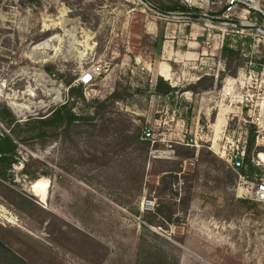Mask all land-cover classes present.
Segmentation results:
<instances>
[{
  "label": "rangeland",
  "instance_id": "374dc122",
  "mask_svg": "<svg viewBox=\"0 0 264 264\" xmlns=\"http://www.w3.org/2000/svg\"><path fill=\"white\" fill-rule=\"evenodd\" d=\"M252 34L138 0H0V113L20 125L0 172V264H264V104L250 74L264 39ZM226 44L239 56L225 60ZM93 66L102 75L72 100ZM202 77L215 87L194 86ZM160 78L177 91L155 95ZM69 100L78 122L34 134ZM242 148L254 175L228 163Z\"/></svg>",
  "mask_w": 264,
  "mask_h": 264
},
{
  "label": "trees",
  "instance_id": "16d2710c",
  "mask_svg": "<svg viewBox=\"0 0 264 264\" xmlns=\"http://www.w3.org/2000/svg\"><path fill=\"white\" fill-rule=\"evenodd\" d=\"M36 1L37 0H32ZM33 3V2H32ZM160 10L169 12V13H182V14H191L192 12L188 10L187 8L183 7L181 3L178 2L173 7H158ZM198 13V12H197ZM215 16V15H213ZM261 21V19H260ZM220 25L224 26H229L227 23H222ZM245 26V25H243ZM229 44H226L223 49H222V56L225 60H228L230 58H233L235 56H239V52L228 46ZM239 67V66H238ZM45 71L48 73H51L53 70L49 67H45ZM228 72L229 75L234 77L237 74V68L232 70L231 66L228 67ZM208 82V85L203 87L204 91H210L215 87L216 80L215 78H207V77H202L194 86H202L204 83ZM68 86L72 85V81L68 82ZM195 88V87H194ZM71 99L73 100L74 98H83V86L80 85L75 88H71ZM177 91V88L171 87L166 81H163L162 78L158 80V84L155 87L154 94L159 95V96H168L172 95L174 92ZM110 100H115V97L112 96ZM108 101V100H107ZM107 101L103 102L102 104H106ZM71 102L70 100L65 104L60 106L59 108L55 109L51 115L46 118L45 120H39L36 122L38 124V128L34 130V134H38L39 138H42L45 135V129H50L54 128L57 125H62L63 123L73 125L74 123L78 122L80 120V117L75 116L72 112L71 108ZM104 107V106H103ZM98 115V113H97ZM90 119H95V115L91 117ZM0 123L6 127V130L0 128L3 137L1 138L0 141V172H2L1 176L6 178V173H8V170L10 169V164L14 163L13 159L15 156H17V144L13 140L12 136L15 134L16 135V129L20 128L19 123L15 120L14 115L12 112L6 108L3 107L0 113ZM17 126V127H16ZM16 128V129H15ZM142 145H145L146 148L148 149L149 143L148 142H142ZM251 152L247 154V156L244 159V162L246 164L243 165L245 168L248 169V172L250 175H254L256 172H258V169L253 165L252 160H251ZM171 174L173 178L178 180L177 173L176 172H167ZM171 177V178H172ZM172 206H159L157 209V212L155 215L157 217L161 216L164 217L163 215L165 214L164 210H167L169 213H172ZM148 221V220H147ZM148 223L152 226V222L148 221ZM14 260L20 261L17 256L14 257ZM21 263V262H20ZM23 263V262H22Z\"/></svg>",
  "mask_w": 264,
  "mask_h": 264
},
{
  "label": "built area",
  "instance_id": "2783aa9c",
  "mask_svg": "<svg viewBox=\"0 0 264 264\" xmlns=\"http://www.w3.org/2000/svg\"><path fill=\"white\" fill-rule=\"evenodd\" d=\"M180 3L183 7L190 10L192 12L191 14H196L197 12L202 13V15H208L206 12L221 13L222 18L220 17V19L237 22V24L240 26H242V23L248 22V26L243 27L264 30V0H180ZM250 16L255 18L249 22L248 19L251 18ZM227 24L234 28L242 29L233 24ZM254 35L259 37L260 41L261 39H264V34L253 33L251 36ZM253 67L254 66L251 68L252 71L250 74L257 80H260L263 95L262 101L264 104V65H260L259 68ZM257 70L259 72H256ZM102 73L101 66H93L80 75L78 83L83 86H92L102 75ZM147 136L149 137L150 134ZM245 156L246 148H242V150L237 151V153L230 157L228 163L233 167L234 170L241 169L243 168ZM254 195L258 201H264V184H260L257 187ZM147 205L154 209L155 203L154 201L150 200L147 202Z\"/></svg>",
  "mask_w": 264,
  "mask_h": 264
},
{
  "label": "water",
  "instance_id": "95a60500",
  "mask_svg": "<svg viewBox=\"0 0 264 264\" xmlns=\"http://www.w3.org/2000/svg\"><path fill=\"white\" fill-rule=\"evenodd\" d=\"M141 3H143L147 8H149L151 11L155 12L156 14H159L164 17L168 18H176V19H185V20H191V21H208L214 24H222V23H230L235 26H238L239 28L249 30L253 33H261L264 34V30L258 29V28H249V27H243L237 24V22L233 21H228V20H223L220 18H213L208 15H202V14H182V13H167L164 12L151 4H149L146 0H138Z\"/></svg>",
  "mask_w": 264,
  "mask_h": 264
},
{
  "label": "crops",
  "instance_id": "0c3cea01",
  "mask_svg": "<svg viewBox=\"0 0 264 264\" xmlns=\"http://www.w3.org/2000/svg\"><path fill=\"white\" fill-rule=\"evenodd\" d=\"M156 37H157V34H156ZM155 37V38H156ZM156 73H157V68H156ZM163 73H166V74H168V72H167V69H163V70H161V69H159V76L160 77H167V76H165V75H163ZM196 73H198V72H196ZM162 75V76H161ZM168 77H169V75H168ZM197 78H200L199 76L197 77ZM164 79V78H163ZM166 79V78H165ZM170 79V78H169ZM166 81H169L168 79H166ZM172 87H176V86H172Z\"/></svg>",
  "mask_w": 264,
  "mask_h": 264
},
{
  "label": "bare ground",
  "instance_id": "6f19581e",
  "mask_svg": "<svg viewBox=\"0 0 264 264\" xmlns=\"http://www.w3.org/2000/svg\"><path fill=\"white\" fill-rule=\"evenodd\" d=\"M241 25H242V26H243V25L248 26V22H244V23H242ZM164 78L168 79L167 77H164ZM239 81H241V80L239 79ZM234 83H239V82L236 81V80H231V81H230V85H231V84H234ZM263 110H264V105H263ZM40 197H43V195L41 194Z\"/></svg>",
  "mask_w": 264,
  "mask_h": 264
},
{
  "label": "flooded vegetation",
  "instance_id": "af4514ba",
  "mask_svg": "<svg viewBox=\"0 0 264 264\" xmlns=\"http://www.w3.org/2000/svg\"><path fill=\"white\" fill-rule=\"evenodd\" d=\"M0 128H1V126H0ZM2 137H3V134H2V132H1V130H0V141H1V138H2ZM16 157H17V156H15L13 160H15ZM12 167H13V164H10V169L8 170V172L11 170ZM6 177H7V175H6Z\"/></svg>",
  "mask_w": 264,
  "mask_h": 264
}]
</instances>
